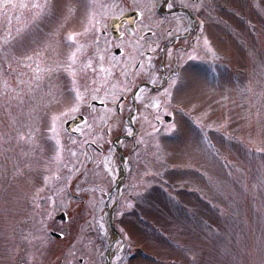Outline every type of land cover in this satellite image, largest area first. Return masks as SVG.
I'll use <instances>...</instances> for the list:
<instances>
[{"label": "rangeland", "instance_id": "1", "mask_svg": "<svg viewBox=\"0 0 264 264\" xmlns=\"http://www.w3.org/2000/svg\"><path fill=\"white\" fill-rule=\"evenodd\" d=\"M87 3L0 0V264H106L110 240V264H264V0L214 11L220 52L196 47L167 95L176 121L145 137L109 200L116 232L110 185L82 186L84 154L50 130L68 115L50 54ZM74 180L94 201L69 194Z\"/></svg>", "mask_w": 264, "mask_h": 264}, {"label": "flooded vegetation", "instance_id": "2", "mask_svg": "<svg viewBox=\"0 0 264 264\" xmlns=\"http://www.w3.org/2000/svg\"><path fill=\"white\" fill-rule=\"evenodd\" d=\"M87 1L85 17L63 25L64 43L55 44L50 54L53 62L61 61L50 66L49 76L55 77L51 84L63 86L68 108L62 126L53 114L50 130L52 136L64 132L68 153L78 149L84 154L81 162H86L89 182L82 186L108 184L104 200H117L130 160L147 155L137 147L176 121L172 110L178 105L167 95L173 96L183 83L180 76L196 47L220 52L214 11L228 9L231 0ZM223 61L216 64L224 66ZM211 71L214 78L217 72ZM122 163L121 184L109 195ZM95 166L102 170L94 172ZM76 183L69 184V194L82 203L94 201L92 193L76 192ZM57 217L65 220L66 214Z\"/></svg>", "mask_w": 264, "mask_h": 264}, {"label": "water", "instance_id": "3", "mask_svg": "<svg viewBox=\"0 0 264 264\" xmlns=\"http://www.w3.org/2000/svg\"><path fill=\"white\" fill-rule=\"evenodd\" d=\"M124 171H125V167H124V165H122V172H121V174H120V176H119V178H118L117 185H119L120 182L122 181ZM107 215H108L107 218H108V224H109L110 230H111L112 232H116V231H115L114 224H113V221H112V217H111V211H110V209H108V213H107ZM51 234H53V235H55V236H59L58 233H55V232H53V231H51ZM109 244H110V247H111L112 244H113V240H110V243H109ZM106 262H107V264H110V260H109V258H107Z\"/></svg>", "mask_w": 264, "mask_h": 264}, {"label": "snow or ice", "instance_id": "4", "mask_svg": "<svg viewBox=\"0 0 264 264\" xmlns=\"http://www.w3.org/2000/svg\"><path fill=\"white\" fill-rule=\"evenodd\" d=\"M33 7H34V8H39L40 5H39V4H34ZM69 39H74V37L70 36ZM73 58H74V57H73Z\"/></svg>", "mask_w": 264, "mask_h": 264}, {"label": "bare ground", "instance_id": "5", "mask_svg": "<svg viewBox=\"0 0 264 264\" xmlns=\"http://www.w3.org/2000/svg\"><path fill=\"white\" fill-rule=\"evenodd\" d=\"M111 255H112V251L111 252H109V256L111 257Z\"/></svg>", "mask_w": 264, "mask_h": 264}]
</instances>
